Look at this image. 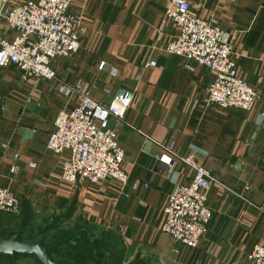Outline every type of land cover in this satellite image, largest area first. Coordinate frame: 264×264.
<instances>
[{"label":"crops","instance_id":"crops-1","mask_svg":"<svg viewBox=\"0 0 264 264\" xmlns=\"http://www.w3.org/2000/svg\"><path fill=\"white\" fill-rule=\"evenodd\" d=\"M24 1L0 0V6ZM189 1L193 13L215 16L231 34L238 69L259 95L253 109L208 102L215 73L166 52L177 32L164 15L168 0H74L69 9L82 46L53 60L60 79L95 84L92 96L102 103L120 87L135 90L124 118L111 120L125 152L124 187L114 180L60 183L63 156L47 142L58 112L72 108L75 96L53 80H25L14 64L0 67V184L39 216L70 211L63 225L85 219L117 230L127 248L123 264H250L247 254L264 243V0ZM151 60L156 66H146ZM182 157L218 179L207 195L208 232L196 248L161 230L173 174L182 182L193 177Z\"/></svg>","mask_w":264,"mask_h":264},{"label":"built area","instance_id":"built-area-1","mask_svg":"<svg viewBox=\"0 0 264 264\" xmlns=\"http://www.w3.org/2000/svg\"><path fill=\"white\" fill-rule=\"evenodd\" d=\"M73 2L3 3L0 6V67L14 64L22 70L25 80H53L58 83L60 92L75 96L72 108L58 112L47 142L50 151L63 156L60 183L73 185L81 180L98 184L114 180L124 187L129 181L125 152L119 143L118 127L112 125L111 120L124 118L135 90L120 87L110 102L102 103L92 96L97 88L95 84L84 80L68 84L60 79L52 64L55 58L70 57L82 46L81 34L76 29L79 20L69 11ZM168 2L164 15L174 20L177 32L165 46L166 52L208 66L215 73L206 89L208 102L222 108L253 109L259 95L238 69L231 34L222 29L215 16L203 18L193 13L189 0ZM104 64L100 62L99 68ZM156 64L151 60L146 66ZM187 66L193 68L191 64ZM182 161L191 166L193 177L182 182L179 172L173 174V189L163 206L161 230L175 241L196 248L208 232L213 214L207 195L218 179L193 158L182 157ZM168 164L173 165L171 159ZM0 210L13 214L20 211V199L1 184ZM247 261L264 264V243L254 246L247 254Z\"/></svg>","mask_w":264,"mask_h":264},{"label":"trees","instance_id":"trees-1","mask_svg":"<svg viewBox=\"0 0 264 264\" xmlns=\"http://www.w3.org/2000/svg\"><path fill=\"white\" fill-rule=\"evenodd\" d=\"M25 206L19 215L0 210V236L18 239L44 235L42 245L58 264H123L127 248L117 230H104L92 221L80 219L71 225H63L71 212L52 216H39ZM100 228L98 230L97 228ZM20 259H34L35 255H0V264H19ZM131 264H144L134 259Z\"/></svg>","mask_w":264,"mask_h":264},{"label":"water","instance_id":"water-1","mask_svg":"<svg viewBox=\"0 0 264 264\" xmlns=\"http://www.w3.org/2000/svg\"><path fill=\"white\" fill-rule=\"evenodd\" d=\"M44 235L40 234L34 238L18 239V235L9 238L0 236V255H35L42 264H58L48 254L47 248L42 245Z\"/></svg>","mask_w":264,"mask_h":264},{"label":"rangeland","instance_id":"rangeland-1","mask_svg":"<svg viewBox=\"0 0 264 264\" xmlns=\"http://www.w3.org/2000/svg\"><path fill=\"white\" fill-rule=\"evenodd\" d=\"M20 209H22V208L20 207ZM14 214L19 215L20 213L18 212V213H14ZM97 229L100 230L99 227ZM18 262H19V264H37V262L34 259H20Z\"/></svg>","mask_w":264,"mask_h":264}]
</instances>
